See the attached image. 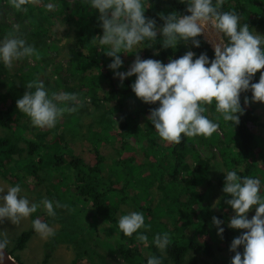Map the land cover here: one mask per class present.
Instances as JSON below:
<instances>
[{
    "label": "trees",
    "instance_id": "obj_1",
    "mask_svg": "<svg viewBox=\"0 0 264 264\" xmlns=\"http://www.w3.org/2000/svg\"><path fill=\"white\" fill-rule=\"evenodd\" d=\"M46 1L34 0L25 6L26 11H16L9 5L8 0H0V6L5 5L9 9L7 13L11 11L16 16L19 33L15 34L24 38L40 53L39 58L31 57L34 66L28 64L30 58L17 61L21 66L13 64L11 68H7L0 61V128L4 130V135L0 136V178L13 186L19 184L21 189L27 191L30 180L43 185L48 179L55 192L46 185L43 188L45 195L36 193L35 203L47 198L66 205L56 209L55 217H49L42 205L32 213L33 221L46 217L45 223L49 226L60 225V229L49 236L45 245L48 253L45 254L43 264L49 263L53 252L61 245H68L73 250L75 258L72 264H80L84 259L88 260L89 264H109L106 260L113 257L122 259L124 264H147V259L152 255L161 257L162 264H231V258L235 254L230 251L231 242L244 230L228 226L230 218L234 215L226 203V200L231 198L229 195L222 191V196L216 208L214 207V189H223L224 185L225 174L222 171L235 170L242 177L259 178L261 193L264 194V169L259 166L264 165V121L255 112L245 108L244 98L251 100L250 91L241 93L243 114L240 115L238 124L225 123L220 117L218 130L223 134V138L220 133L215 132L209 138L184 137L179 144L164 142L150 121L142 123L139 120L142 116H149L150 109L158 107L159 102L146 104L135 96L130 87L136 79L135 76L126 78L122 84L121 81L118 82V77H112L114 71L108 68L112 58L104 53L106 49L90 43L94 36L103 34L98 11L91 9L81 0ZM50 2L55 3V11L46 7ZM149 4L151 6L145 15L155 19L157 27L164 23L159 16L161 13L167 15L175 11L179 14H189L186 12V4L181 0H149ZM222 10L235 11L240 15L241 23H247L251 29L256 27L264 30V0H224ZM66 13H72L77 20L73 22V18ZM62 21L69 22L70 29L73 28L74 31L72 38L75 47L71 49L70 66L64 67L60 62L56 63L52 70L56 80L48 82V79L52 78L47 77L43 82L50 93L60 88L70 92L64 84L63 73L67 74L73 70L88 75L90 82L87 87L91 89L82 92L71 87L72 93L78 94L83 103L77 112L67 114L62 125L67 127L70 121L76 124L75 115L88 111V106H95L103 111L102 121L96 122L100 127L103 126L96 132L99 141L93 139L92 127L94 128L96 123L88 128L89 132L85 137L94 143V163H87L86 151L71 154L68 148H50L47 141L49 135L52 139L57 137L58 124L55 125V130L50 132L52 134H40L41 128L34 127L30 119L16 107L17 99L28 91L26 84L34 79L40 80V76L46 75L47 68L52 66L51 50H59V47L46 41L55 34L53 27ZM45 24L49 27H45ZM13 29L12 26L0 23V40L13 33ZM65 34L69 36V33L63 32L64 36ZM160 39L158 35L156 41H145L129 53H121L123 65L117 71H127L125 65L134 61L137 54L142 59L151 58L167 64L170 58H179L190 49L196 53L194 59L201 53H206L210 60L214 59V50L202 36L198 37V48L190 42L187 45L181 42L176 49H164ZM17 70L25 72L16 74ZM259 75L260 72H257L252 82H258ZM70 76L77 81L73 73H70ZM105 80L108 81L107 84L101 85ZM79 85L83 88L81 83ZM87 95L91 97L90 104L84 102ZM3 99L9 101L7 106L3 105ZM205 114L216 120L218 114L215 112L214 103ZM115 116L118 117V122L112 118ZM250 123L258 127L257 133L251 130ZM112 129L119 131L121 141L120 146L115 148L117 160L107 165V158L100 148L103 142L113 139L110 135ZM134 139L137 140L138 146L135 142V145L131 143ZM213 149L218 151L223 163H211L216 155ZM257 149H260L259 158ZM133 150L142 152L145 162L141 165L136 164L132 158H123V154ZM153 157L155 160L150 161ZM212 173H219L218 184L210 181ZM101 182L105 185L102 189L99 187ZM203 184H207V187L202 194L195 191L200 208L193 209L194 203L188 201L190 190H187L186 186L197 190ZM132 193L136 195L132 197ZM132 198L136 209L144 214L145 225L150 226L148 229L139 230L148 236L144 248L140 246V241L136 240L137 234L127 238L129 243L119 241L122 235L116 221L125 214L121 208L122 204ZM254 214L255 209L250 210L248 218L251 219ZM195 215L198 217L197 221L193 219ZM177 217L179 221L176 220ZM213 217L223 221L220 225L224 228L222 236L218 235L217 227L212 224ZM106 221L112 222V226L101 227ZM173 221H184L187 226L179 234V229ZM164 232L171 237V242L165 250L166 256L153 244L154 236ZM36 234L32 224L30 230L14 241L17 245L15 251L23 250ZM103 235H115V239L107 237L102 240L105 238ZM202 236L207 239L202 240ZM97 247L105 250L104 255ZM237 250L243 252V247ZM10 253L14 255L13 252ZM17 260L20 262L19 257Z\"/></svg>",
    "mask_w": 264,
    "mask_h": 264
},
{
    "label": "clouds",
    "instance_id": "obj_2",
    "mask_svg": "<svg viewBox=\"0 0 264 264\" xmlns=\"http://www.w3.org/2000/svg\"><path fill=\"white\" fill-rule=\"evenodd\" d=\"M30 2L34 0H8L16 11H26L25 6ZM81 2L99 13L103 34L94 36L90 43L106 49L104 53L112 58L108 68L114 71V76L121 84L126 78L135 76L130 85L135 96L146 104L159 102L158 107L150 109L147 119L162 141L179 144L184 137L209 138L219 129L220 117L225 123L238 124L243 114L241 93L251 91V102L264 103V71H261L264 69V35L251 29L247 23H241V17L235 11L222 10L224 0H181L189 14L161 13L159 16L164 22L161 27H157L155 19L145 15L151 6L149 0ZM46 7L51 8L52 5ZM15 33H19V25L14 26L13 33L0 40V61L7 68H11L14 61L40 56L33 45ZM204 34L214 37L211 40L214 59L210 60L206 53L194 59L196 53L187 51L179 58H170L165 64L151 58L142 59L137 54L127 71H117L123 65L121 53L127 54L145 41H156L158 35L162 48L176 49L181 42L200 47L198 37ZM257 72H260L259 80L252 82ZM26 86L28 91L17 99L16 107L37 128L55 127L60 118L77 112L83 103L76 93H50L39 79L28 82ZM213 103L218 114L215 121L205 114ZM249 103V98L245 97L244 104ZM222 172L225 173L222 191L231 197L226 203L234 212L228 226L244 230L231 242L230 251L235 253L231 264H264V194L261 193V181L250 176L242 177L235 170ZM21 191L19 184L7 189L0 187V221L7 218L14 224L19 223L41 205L49 217H55L57 208L66 207L47 198L33 203L22 196ZM252 209H255V214L249 219L248 213ZM222 223L217 217L212 218V224L221 236L224 232L220 227ZM118 227L124 236L137 234V241L148 242V236L139 231L150 228L145 225L142 212L121 215ZM33 228L43 236L55 234L47 223L39 219L33 221ZM170 242L167 232L157 233L153 238V244L161 252ZM8 243L6 237L0 239V260H3V250ZM241 246L243 252L237 250ZM147 264H162V259L152 255Z\"/></svg>",
    "mask_w": 264,
    "mask_h": 264
},
{
    "label": "rangeland",
    "instance_id": "obj_3",
    "mask_svg": "<svg viewBox=\"0 0 264 264\" xmlns=\"http://www.w3.org/2000/svg\"><path fill=\"white\" fill-rule=\"evenodd\" d=\"M46 1V0H45ZM72 1V0H70ZM48 2V1H46ZM45 2V3H46ZM50 5H52L51 10L55 11L56 7H55V3L54 2H50ZM9 9H7L5 7V5H1L0 6V23H4L7 24L9 26H12L14 28V26L19 25L16 19V16H14V14L9 11V13H7ZM51 11V12H52ZM66 15L72 17V21L75 22V20H77V17H73L72 13H66ZM55 20V19H54ZM57 21V18L56 20ZM69 22L65 21V22H58V24L53 27V30L55 32V34H53V36L51 38H48L46 42L52 44L55 43L56 47H59V50H51V57H52V66L47 68V73L46 75L42 74V76H40V80L45 81V79L47 77H50L52 79H48L49 81H54L56 80V75H53V67L56 63H61L64 67H68L70 60L72 59V55H71V49L75 47V41L73 40V28L70 29V26L68 24ZM45 27H49L47 24L44 25ZM54 26V25H53ZM254 30L259 33L264 35V30L263 29H257L256 27L254 28ZM67 31V32H66ZM64 33H69V36H67L65 34V36L63 35ZM207 42H209L206 38H205V34L201 35ZM210 43V42H209ZM210 45L212 46V44L210 43ZM189 48V46H188ZM187 48V49H188ZM213 48V46H212ZM214 50V48H213ZM188 51H190V49H188ZM133 63L132 62H128L125 66L127 68V70L129 69L130 65ZM14 65H19L21 66V64L17 61L13 62ZM28 64H30L31 66H34V60L32 58H30V60L28 61ZM70 66V65H69ZM101 67L103 66V64L101 63L100 65ZM52 68V69H51ZM261 71H264V69H262ZM23 70H17L16 74H22ZM26 72H28L26 70ZM70 73H73L76 80L75 81L73 79L72 76H70ZM70 73H63L62 74V78L64 81V84L70 89V92L72 93V88H75V91L80 90L82 92H86L87 90L91 89L87 86H89V78L88 75H84V74H80L79 72L76 73L73 70H71ZM114 76V73L112 74V77ZM107 80L103 81L101 83V85H106L107 84ZM118 82H120V80L118 79ZM79 83H81L83 85V88L79 85ZM104 87V86H102ZM106 87H104L105 89ZM55 92H67L65 88H60ZM250 98L252 96L251 91L249 92ZM79 96V95H78ZM80 100L82 101L81 97L79 96ZM84 102H88L89 104L91 103V97L87 95V99L84 100ZM9 101L3 99V105H8ZM89 110L88 111H82L79 112L78 114H76L75 116L77 117L74 118V120L76 121V124L74 121H70V124L65 127L64 125H62L64 123V118L67 116V114H65L62 119L60 121L57 122V129H58V135L57 137L52 139V136L49 134H52L50 132L54 131V127L49 129V128H43L41 129V133H47V136L49 135L48 138V143L50 144L49 147L54 149H59L60 148H68L71 154H76L82 151V153H85V151L87 152V160L91 163L95 162V157L94 154L92 153V145H94L93 142H90L88 140L85 139V137H87V134L89 132V127H91L92 125H94L96 122H100L102 121L103 118V111L101 112L100 110H98V108H96L95 106H88ZM245 108H248L250 111H253L256 113L257 116L261 117V120L264 121V103H260V102H251L245 105ZM148 116H142L139 120L140 122L144 123L145 121H149L147 119ZM114 118L115 121H119L118 117H112ZM96 126L93 128L92 130L94 132L93 134V139L94 141H99L98 139H100L97 136L98 131H100L102 127L99 126L98 123L95 124ZM250 127L251 130L255 133L258 132V127L253 123H250ZM218 133H220V136L223 138V134L221 133L220 130H217ZM119 131L118 130H113L112 129V133H110V135L113 137V139L107 141V142H103L102 143V147L100 148L101 152L105 155V157L107 158V165H110L111 162H114L117 160V157L115 156V148H117L118 146H120V141H121V137L118 134ZM4 135V130H2L0 128V136ZM96 137V138H95ZM106 139V138H103ZM138 146V142L137 140H131V143L133 145ZM90 144V145H89ZM21 146H24L23 144H21ZM257 158L260 157V149H257ZM213 152L216 154L213 158H212V164H216L218 165L219 163H223L222 158L220 156V154L218 153V151L216 149H213ZM115 156V158H114ZM242 157V155L240 156ZM239 157V158H240ZM18 158V156H17ZM123 158L125 159H134L135 163L138 165H141L144 161V157L141 151L138 150H133L129 153L123 154ZM150 161H154V157L149 159ZM239 160V159H238ZM215 162V163H214ZM255 166V165H254ZM260 168L264 169V165L260 164L259 165ZM226 171V170H225ZM225 174V173H224ZM218 176L219 173H212L211 179L210 181L213 182L214 184H218ZM47 182L43 185H38L35 184L33 182V180L29 181V185H28V189L29 191H27L26 189L22 188L21 191V195L22 196H26L31 202L35 203V200L37 199V195L36 193H41L43 195H45V189H43L46 185H48L50 187V183L48 182V179L46 180ZM56 184V183H55ZM9 186H13L11 183L5 181L2 177L0 178V187H3L5 189H7V187ZM36 186V187H34ZM100 189L104 188L105 185L104 183H100L99 184ZM207 187V184H203L202 186H199V188L197 190H194L191 188V186H186L187 190H190L189 193V197H188V201H191L193 204V209H197L199 206V202H198V198L196 196L195 191L198 192V194H202L204 189ZM52 192H55V189L50 187ZM214 207L216 208L217 203L219 202V198L220 196H222V189L220 187H216L214 189ZM6 194V192L4 193ZM136 193H132L131 196H135ZM200 197V196H199ZM135 198V197H134ZM122 211L127 214L128 212H132V211H136L139 212L136 208L137 206L135 205L133 198L128 201L125 202L124 204H122L121 206ZM45 213V212H44ZM188 214H190V212H186ZM188 218V217H186ZM194 220H198L197 215L193 216ZM39 220H41L42 222L46 221V217H41ZM176 220L179 221V218L177 217ZM33 224V218H32V214L24 219H21L19 223H12L11 220L5 218L4 220L0 221V239L3 238H7V240L9 241L6 249L10 252H13L14 255H12V257L19 262V260H17V258H20V264H43L44 259H45V254L47 252V249L45 247L46 243L49 241V236H43L40 233L37 232L36 235H34L32 237V239H30V241L27 243V246L20 251H15V248L17 247V245L14 243V241L16 240V238L18 236H20L22 233L30 230V228L32 227ZM102 224V222L100 223ZM173 224L177 226V228L179 229V234L182 232V230L187 226V223L184 221H180L179 223L177 221H173ZM116 225L118 227V222L116 221ZM112 226V222L106 221L104 222V224L101 225V227H106L109 228ZM54 231L59 230L60 229V225H54V226H50ZM119 229V228H118ZM120 231V229H119ZM120 234L122 236L119 237V241H122L125 243H129V240L127 239L128 237L124 236V234L120 231ZM116 235V234H115ZM115 235L114 236H106L103 235L102 240H106L107 237H109V239H115ZM203 239H207L206 236H202L201 238ZM140 246L142 248L145 247V243H139ZM97 249L99 250L100 253H102L104 255L105 250L102 247H97ZM48 253V252H47ZM163 256H166V252L163 251L162 252ZM17 257V258H16ZM75 258V254L73 252V250H71L68 245H61L59 246L52 254L51 259L49 260L48 264H72V262L74 261ZM202 259V257H201ZM106 261H108L109 264H124L122 259L113 257V258H108ZM201 264H203L202 262H200ZM80 264H89L88 260H85L83 262H81ZM100 264V263H98Z\"/></svg>",
    "mask_w": 264,
    "mask_h": 264
},
{
    "label": "water",
    "instance_id": "obj_4",
    "mask_svg": "<svg viewBox=\"0 0 264 264\" xmlns=\"http://www.w3.org/2000/svg\"><path fill=\"white\" fill-rule=\"evenodd\" d=\"M0 264H20L13 257L12 254L5 248L3 250V260H0Z\"/></svg>",
    "mask_w": 264,
    "mask_h": 264
},
{
    "label": "bare ground",
    "instance_id": "obj_5",
    "mask_svg": "<svg viewBox=\"0 0 264 264\" xmlns=\"http://www.w3.org/2000/svg\"><path fill=\"white\" fill-rule=\"evenodd\" d=\"M205 38L212 44V42H211V40H213L214 39V37L211 35V34H209V35H207V34H205ZM215 163V162H214ZM225 179V178H224ZM165 194V193H164ZM215 198V197H214Z\"/></svg>",
    "mask_w": 264,
    "mask_h": 264
}]
</instances>
